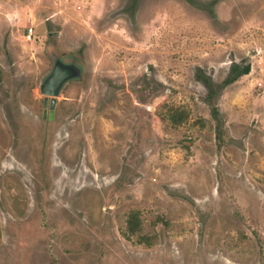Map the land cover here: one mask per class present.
Returning a JSON list of instances; mask_svg holds the SVG:
<instances>
[{
	"label": "rangeland",
	"instance_id": "obj_1",
	"mask_svg": "<svg viewBox=\"0 0 264 264\" xmlns=\"http://www.w3.org/2000/svg\"><path fill=\"white\" fill-rule=\"evenodd\" d=\"M0 264H264V0H0Z\"/></svg>",
	"mask_w": 264,
	"mask_h": 264
},
{
	"label": "water",
	"instance_id": "obj_2",
	"mask_svg": "<svg viewBox=\"0 0 264 264\" xmlns=\"http://www.w3.org/2000/svg\"><path fill=\"white\" fill-rule=\"evenodd\" d=\"M81 67L75 62L66 61L63 58L55 57L53 59L50 71L45 74L39 85V92L45 97L44 105L49 98V119H52L55 98L60 94L62 88L71 80L81 78ZM45 114L43 115L44 118Z\"/></svg>",
	"mask_w": 264,
	"mask_h": 264
},
{
	"label": "trees",
	"instance_id": "obj_3",
	"mask_svg": "<svg viewBox=\"0 0 264 264\" xmlns=\"http://www.w3.org/2000/svg\"><path fill=\"white\" fill-rule=\"evenodd\" d=\"M249 71H250V65L249 64L242 66L240 64L233 63L230 66L226 77L224 78V80L219 85H214L212 82L209 81L208 78L202 77L204 85L207 88V94L205 97V102L207 104H209V106L211 108L212 117L214 120L217 121V125H219V111H218V108H217L216 103H215V96L217 95V92L219 90L231 85L241 76L247 75L249 73ZM170 119H171L172 123L179 124L182 121H184L185 114L183 112H181V113L173 112Z\"/></svg>",
	"mask_w": 264,
	"mask_h": 264
},
{
	"label": "flooded vegetation",
	"instance_id": "obj_4",
	"mask_svg": "<svg viewBox=\"0 0 264 264\" xmlns=\"http://www.w3.org/2000/svg\"><path fill=\"white\" fill-rule=\"evenodd\" d=\"M47 107H48V111H47V115H46V117L49 118L50 109H49V105H48V104H46V106L44 105V108H45V110H44V114H46V109H47ZM53 111H54V108H53Z\"/></svg>",
	"mask_w": 264,
	"mask_h": 264
},
{
	"label": "built area",
	"instance_id": "obj_5",
	"mask_svg": "<svg viewBox=\"0 0 264 264\" xmlns=\"http://www.w3.org/2000/svg\"><path fill=\"white\" fill-rule=\"evenodd\" d=\"M32 36V31L29 30V34H28V37Z\"/></svg>",
	"mask_w": 264,
	"mask_h": 264
}]
</instances>
